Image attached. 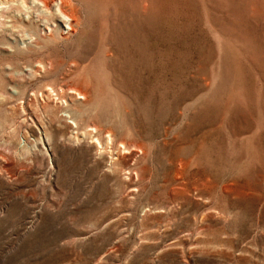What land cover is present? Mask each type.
Segmentation results:
<instances>
[{
	"label": "rangeland",
	"instance_id": "1",
	"mask_svg": "<svg viewBox=\"0 0 264 264\" xmlns=\"http://www.w3.org/2000/svg\"><path fill=\"white\" fill-rule=\"evenodd\" d=\"M39 1L0 0V264H264V0Z\"/></svg>",
	"mask_w": 264,
	"mask_h": 264
},
{
	"label": "bare ground",
	"instance_id": "2",
	"mask_svg": "<svg viewBox=\"0 0 264 264\" xmlns=\"http://www.w3.org/2000/svg\"><path fill=\"white\" fill-rule=\"evenodd\" d=\"M48 1H50V0H40L39 2H40L41 7H46ZM65 4H66V3H65ZM49 5H50V4H49ZM49 5H47V6H49ZM52 6L56 8L57 13L60 11V13H59L60 17H61V15H63V17H61V18H62V20H65V21H64L65 23H67V28H66V30H67V29H68V30H71L73 20H72V18H68V17H66V16L64 15V13L61 12V11H63V8H64V6H65V5L62 3V0H58L57 3H56L55 0H52ZM65 7H66V6H65ZM67 7H68V5H67ZM65 14H66V13H65ZM67 16H68V15H67ZM73 19H74V18H73ZM62 20H61V21H62ZM62 22H63V21H62ZM64 22H63V24H64ZM65 25H66V24H65Z\"/></svg>",
	"mask_w": 264,
	"mask_h": 264
}]
</instances>
